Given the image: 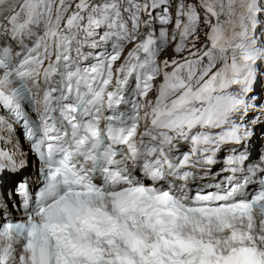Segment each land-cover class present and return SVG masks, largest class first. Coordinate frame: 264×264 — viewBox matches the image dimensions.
<instances>
[{"label": "snow or ice", "instance_id": "6c2138e0", "mask_svg": "<svg viewBox=\"0 0 264 264\" xmlns=\"http://www.w3.org/2000/svg\"><path fill=\"white\" fill-rule=\"evenodd\" d=\"M0 21V143L21 126L42 177L0 209V264H264V0H0ZM224 147L226 183L192 187ZM24 163L0 147V173Z\"/></svg>", "mask_w": 264, "mask_h": 264}, {"label": "bare ground", "instance_id": "6f19581e", "mask_svg": "<svg viewBox=\"0 0 264 264\" xmlns=\"http://www.w3.org/2000/svg\"><path fill=\"white\" fill-rule=\"evenodd\" d=\"M257 94L259 95V97L264 96V84H263V82H261V84L259 85V88L257 89ZM250 116H251L250 119H249V116L247 117V119L249 121H251L254 118L255 114H251ZM255 134L258 135V136L264 135V132L261 131V126H257L256 127ZM263 140H264V138H263ZM261 141L262 140H259V142H261ZM262 143H264V142H262ZM14 158L16 159V161L17 160L20 161L21 159L24 160V162H25L24 165H23L24 171H23V174H21L20 176L22 178H26L27 180H31L32 181L33 177H34V174H33L34 172H33V169H32V160L29 157L28 151H25V150H23L21 152L17 151L15 153V155H14ZM17 164L19 165V162ZM196 174L198 176L205 175V176L209 177V179H211V177H212V171L204 172V171H201V170H197ZM18 175H19L18 173L11 174V178H12V180H14L13 183H12L13 186L15 185L16 182H20V181H17L18 179L21 178ZM10 198L13 199V196L10 195ZM7 204H9V201L7 202Z\"/></svg>", "mask_w": 264, "mask_h": 264}, {"label": "rangeland", "instance_id": "374dc122", "mask_svg": "<svg viewBox=\"0 0 264 264\" xmlns=\"http://www.w3.org/2000/svg\"><path fill=\"white\" fill-rule=\"evenodd\" d=\"M30 157V156H29ZM21 179V178H20ZM20 179H18V180H20Z\"/></svg>", "mask_w": 264, "mask_h": 264}]
</instances>
